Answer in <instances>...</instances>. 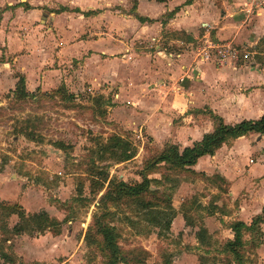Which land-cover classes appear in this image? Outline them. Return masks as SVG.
<instances>
[{
  "label": "crops",
  "instance_id": "0c3cea01",
  "mask_svg": "<svg viewBox=\"0 0 264 264\" xmlns=\"http://www.w3.org/2000/svg\"><path fill=\"white\" fill-rule=\"evenodd\" d=\"M5 1L0 0V99L15 89L16 75L24 78L28 93L37 89L49 91L63 84L71 92L86 86H106L107 90L114 87L115 106L108 109L110 119L124 129L143 130L160 146L169 143L180 146V150L212 132L211 121L203 115L206 110L221 117L227 125L264 116V11L247 13L251 0H136L137 16L153 21L151 28H144L147 32L160 35L166 34L162 33L166 29L191 41L170 38L168 45L174 47L172 51L155 46L142 56L122 43L118 48L120 56L114 58L104 57L108 54L106 46H100L101 40H79L74 25L71 27L75 12L64 11L53 18L57 35L53 60L46 58L48 52L44 47L49 41L42 11L26 1L23 3L27 8H14V3L5 4ZM171 12L174 13L164 26L154 22ZM78 14L84 16L81 11ZM68 17H72L71 23ZM138 22L141 27L145 23ZM206 29L213 44H231L238 52V59L220 63L215 60L214 51L204 58ZM193 43L198 46L191 48ZM162 90L168 92L164 100L158 97ZM190 169L206 178L216 175L224 179L233 201L243 189L251 194L248 205L244 201L238 205L239 217L235 216L234 221L248 224L260 214L264 205V135L240 137L222 146L214 156L200 158ZM4 177L5 174H0L1 180ZM6 187L0 184V201L8 199L6 195L10 191H1ZM25 194L26 191L20 192L15 200L22 203ZM248 206L259 207L249 214ZM173 208L175 220L183 212L174 205ZM191 210L212 213L204 206H192ZM210 215L208 218H212ZM11 225L6 223L8 230L15 224ZM64 233L65 230L58 236L51 233L38 237L14 236L17 239L14 250L25 264H75L71 260L74 255L58 261L64 251L77 243L74 225L66 247L61 244ZM227 237L231 240L233 235ZM47 249L51 250L46 252ZM257 253L258 264H264V242ZM182 254L181 260L190 259L199 264L195 255Z\"/></svg>",
  "mask_w": 264,
  "mask_h": 264
},
{
  "label": "rangeland",
  "instance_id": "374dc122",
  "mask_svg": "<svg viewBox=\"0 0 264 264\" xmlns=\"http://www.w3.org/2000/svg\"><path fill=\"white\" fill-rule=\"evenodd\" d=\"M24 1L40 9L45 18L44 31L49 41L44 47L48 52L47 60L54 57V38H57L53 18L64 11L70 14L75 12L76 16L71 27L74 25L79 40L95 42L101 40L100 46L104 44L105 52L108 54L104 57L120 56L118 48L122 43L142 56L153 51L155 46L172 51L174 47L168 45L170 38L187 41L183 34L169 32L166 29L162 30V33L166 32V34L160 35L147 32L144 28H151L153 22L151 20L145 22L142 27L139 26L136 20L138 17L136 0H7L5 4L9 2L15 4L14 8H27L28 5L23 3ZM149 10L151 11V8ZM80 11L93 13L84 17L78 14ZM166 19L167 14L154 22H161L164 26ZM68 21L71 23L72 17H68ZM197 46L198 43H193L191 48ZM61 86L65 87L67 95L75 96L73 101H64L66 95L63 94L62 97L61 94L55 93ZM105 87L86 86L71 92L70 88L63 84L49 91L39 89L43 92L42 94H52L54 99L38 98L30 101L29 104L23 103L22 107H18L14 101L5 99L10 93L0 99V174H5L4 179H0V184L1 187L7 185L6 188H8H1L2 192L10 191L6 195L8 199L2 202L18 204L26 215L44 211L50 217L62 221L61 234L62 230H65L63 242H61L63 247L69 244V232L74 225L77 243L67 252H63L59 262L74 255L71 260L75 261V264H104V256L97 247H88L84 241L87 228L92 223V216L99 206L100 197L108 186L106 182L101 188V183L90 177V173L96 170L95 167L106 170L108 180L129 184L141 182L140 174L143 173L145 161L156 156L154 151L164 146H160L155 138L145 134L143 130L130 131L110 119L108 109L115 106L112 102L115 98L113 99L112 95L116 90L114 87L109 90ZM35 92L36 90L31 93ZM10 104H13L12 107L16 109H9ZM35 118L41 122L35 123ZM32 126L37 127L32 128ZM25 127L29 129V132L34 133L36 141H30L18 133ZM112 135L126 137L136 145V156L128 162L119 164L109 159L108 153L104 154L103 158L99 157L96 153L98 146H110ZM59 145L63 146V149H59ZM159 172L167 174L164 167L159 169ZM169 175L174 182H166L165 188L172 186V205L183 214L174 220L168 231L160 232V238L157 237L159 229L146 224L143 216L138 215V212L135 214V207H132L133 210L128 207L115 208L118 220L112 222V225L116 227L119 234L118 245L125 258L124 262L118 264H134V260L138 259L144 251L149 254L144 264H165V262L195 264L194 260H181L182 252L191 253L197 258L202 257L203 264H236L233 257L223 252V249L227 236L232 234L228 233V227L234 222L235 216L239 217L236 212L239 211L238 205L243 201L248 205L251 194L243 189L233 201L229 194V185L215 179L216 175L211 178L191 173L169 172ZM149 178L159 179L160 174H151ZM151 189L153 190L154 187ZM160 189L162 190L163 187ZM24 191L26 194L22 203L16 201V196ZM192 206L197 208L204 206L212 213L192 211ZM258 207L248 206L249 214L256 211ZM214 213L217 215L214 216ZM125 215L129 216L134 223L124 220ZM209 215L212 218H208ZM17 222L16 216L10 218H6L5 215L0 216V226H5L6 223L14 225ZM216 222L221 223V226H218ZM183 224H189L190 227ZM263 226L261 230H264ZM204 228L206 229L205 242L200 244L196 240V234ZM6 237H9L10 241L1 246L3 251H0V264H4L2 252L15 258L18 263L21 262L22 258L18 257V253L14 250L17 239L7 234L0 238ZM248 239V235L244 236V240ZM80 240L82 242L78 247ZM263 242L264 233L260 245ZM257 249L254 255L248 253V248L244 249L245 252L247 251L244 255V264L259 263ZM50 250L47 249L46 252ZM47 260L52 261V258L47 257Z\"/></svg>",
  "mask_w": 264,
  "mask_h": 264
},
{
  "label": "trees",
  "instance_id": "16d2710c",
  "mask_svg": "<svg viewBox=\"0 0 264 264\" xmlns=\"http://www.w3.org/2000/svg\"><path fill=\"white\" fill-rule=\"evenodd\" d=\"M155 1L163 2L164 0ZM92 13L93 12L83 13V15L88 16ZM173 13L174 12L168 13L167 19L171 18ZM136 19L141 23L150 21L139 17H136ZM187 40L191 41L190 38H187ZM16 78L18 81L15 89L10 91V94L5 97L7 101H14V103L18 104V107H22L23 103L26 105L27 103L29 104L30 101H34L38 98L48 97L49 99H54L52 94H42L43 92L39 89H37L35 93H28L25 88L24 78L20 75H16ZM55 93L58 95L61 94L62 97L63 94L66 95L64 101L70 102L75 99L74 95H67L64 86L58 88ZM12 105L13 104H10L9 109H16L12 107ZM104 113H106V110H104ZM203 115H206L211 121L213 126L212 132L205 134L199 142L193 143L191 147H186L182 150H180L178 146L168 144L162 147V149L154 151L156 156L145 161L143 173L141 172L140 174L141 182L129 184L123 181L116 182L114 180H108V172L103 168L99 169L94 166L96 170L90 173V177L101 183V188L106 182H108V186L100 197L99 206H97L96 212L92 216V223L87 228L84 241L88 247H97L104 256V264H118L125 261L122 250L118 245L119 234L116 227L112 225V222L118 220L115 208L128 207L132 209V207H135L134 213L136 214L138 212V215L143 216V220L146 224L159 229L157 237H160L161 231H168L170 229L176 216V210L172 205L173 188H171L172 186H169L168 189L165 188L166 182H174L169 172L177 174L191 173L204 176L190 169L200 158L204 156H214L216 151L222 146H228L240 137L250 134L264 135V116L255 121H241L234 125H227L223 122L221 117L209 110L204 111ZM35 120V123L41 122L38 118H35ZM31 123L32 121L30 124ZM33 127L37 126H32V128ZM28 130L27 127L21 128L18 133L22 134L30 141H36L34 133ZM111 138L112 143L110 146H98L96 153L99 157L103 158L104 154L108 153L109 159L119 164L128 162L136 156V145L130 142L126 137L112 135ZM58 148L63 149V146L59 145ZM93 165H95V162H93ZM163 167L167 174L159 172V169ZM155 173L160 174L159 179L149 178V175ZM215 179L227 184V182L219 176H216ZM153 187L154 189L152 190L151 188ZM160 187H163V189L161 190ZM1 215H5L6 218L16 216L18 222L10 230L7 229L6 225L0 226V237H5V234H7V236H20L26 234L33 237L34 235H44L46 232L58 236L61 233L63 224L62 221L50 217L44 211L26 215L22 207L18 204H7L2 201H0V216ZM123 218L128 223H134L129 216L125 215ZM263 225L264 205L260 214L253 217L250 224L234 221L229 225L228 229L231 231L233 238L231 240H226L223 252L231 255L236 264H244V255L247 252H245L244 249L248 248V253L254 255L257 247L262 243L263 232L261 226ZM205 232L206 229L204 228L199 230L196 234L198 243L204 244ZM246 235L249 236L248 240H244V236ZM8 241H10L9 237L0 238V251H3L1 246L7 244ZM148 256L149 254L144 251L133 263L144 264ZM2 258L4 264H25L23 261L18 263L15 258L5 252H2ZM198 261L199 264H203L202 257H199ZM165 264L170 263L165 262Z\"/></svg>",
  "mask_w": 264,
  "mask_h": 264
},
{
  "label": "built area",
  "instance_id": "2783aa9c",
  "mask_svg": "<svg viewBox=\"0 0 264 264\" xmlns=\"http://www.w3.org/2000/svg\"><path fill=\"white\" fill-rule=\"evenodd\" d=\"M264 11V0H251L246 12L253 13L254 11ZM210 51H214V58L220 63H224L228 60L236 61L238 59V52L233 48L231 44H213L209 39V29H206L205 33V46L202 49V55L204 58H209ZM168 92L162 90L159 92L158 97L160 100L167 98Z\"/></svg>",
  "mask_w": 264,
  "mask_h": 264
}]
</instances>
